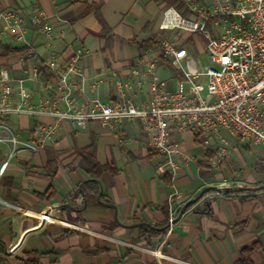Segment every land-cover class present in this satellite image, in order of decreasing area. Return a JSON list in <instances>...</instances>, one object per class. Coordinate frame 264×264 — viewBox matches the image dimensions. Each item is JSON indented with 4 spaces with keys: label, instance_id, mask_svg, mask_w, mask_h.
Wrapping results in <instances>:
<instances>
[{
    "label": "crops",
    "instance_id": "obj_1",
    "mask_svg": "<svg viewBox=\"0 0 264 264\" xmlns=\"http://www.w3.org/2000/svg\"><path fill=\"white\" fill-rule=\"evenodd\" d=\"M177 2L0 0V42L22 49L0 51V78H8L15 88L12 106L23 103L22 90L29 96L27 106L54 100L59 73L76 59L83 74L75 92L79 105L92 99L117 103L118 81L129 86L127 95L139 107L148 105L154 83L174 89L183 71L166 56L180 72L176 76L161 49L141 44L154 39L162 45L169 39L188 54L186 45L195 38L204 52L199 36L161 30L165 10L178 9L182 2ZM179 11L189 14L185 5ZM216 30L213 36L220 37L222 31ZM188 55L203 65L200 57ZM2 91L0 85V96ZM55 121L45 114L12 113L0 118V166L8 162L0 174L4 264H238L241 250L255 243L260 249L251 259L264 264V145L225 133L227 158L217 168L206 167L203 164L219 140L212 138L208 148L203 136L173 127L180 156L172 172L167 158L152 149L142 123L133 120L113 125L92 122L85 130L63 123L59 135L43 148L28 149L38 127ZM92 145L100 164H113L119 170L100 180L103 204L97 199L100 194L76 198L91 180L81 168L78 151ZM212 187L222 193L213 190L177 223H170L188 201ZM49 189L54 191L51 200L38 197ZM109 204L115 205L120 223H147L155 230L164 228L165 233L147 245L140 237L146 226L119 225ZM168 220L166 227L160 226Z\"/></svg>",
    "mask_w": 264,
    "mask_h": 264
},
{
    "label": "built area",
    "instance_id": "obj_2",
    "mask_svg": "<svg viewBox=\"0 0 264 264\" xmlns=\"http://www.w3.org/2000/svg\"><path fill=\"white\" fill-rule=\"evenodd\" d=\"M208 11L198 9L199 0H181L191 15L186 17L178 9L165 10L161 30L178 35L203 33L206 54L210 64L201 65L181 45L169 39L162 42V55L183 71V79L174 89L154 83L148 105L139 107L127 95L129 86L117 82V103L108 104L92 99L86 105L76 102L78 78H83L77 59L62 70L56 82V97L37 107L27 106L26 91H21L23 103L13 107L11 97L15 92L8 78H0V118L12 113L31 116L51 115L52 125H41L37 136L27 148L37 151L59 135L63 123L77 130H85L92 122L113 125L122 121L139 120L149 134L152 149L167 158L172 172L178 168V146L172 139L173 127L203 136L204 146L210 148L211 139L219 140L213 155L204 166L217 168L227 158L228 142L225 133L233 137L264 145V0H208ZM215 22L220 37L207 30ZM55 69L54 63L50 64ZM151 64L150 68L154 69ZM187 85V87H186ZM17 144L15 139L11 140ZM8 166H0L3 174ZM43 219L49 220L48 215ZM174 220L172 215L170 223ZM161 256L159 252H154Z\"/></svg>",
    "mask_w": 264,
    "mask_h": 264
},
{
    "label": "trees",
    "instance_id": "obj_3",
    "mask_svg": "<svg viewBox=\"0 0 264 264\" xmlns=\"http://www.w3.org/2000/svg\"><path fill=\"white\" fill-rule=\"evenodd\" d=\"M183 7H184V5L181 3L178 6V9L181 10ZM183 15L186 16V13L183 12ZM141 45L146 46V47H151L154 49H161L162 50L161 43L159 41H155L154 39L149 40L147 42H144ZM21 50L22 49L12 48V47L3 45L0 42V51H3L5 53L20 52ZM162 57L167 62L168 67L172 70V72L176 76L179 77L180 72L177 69H175V67L170 62H168L166 60V56L164 54L162 55ZM78 153L82 157L81 164H80L81 168L89 175L91 180H89L83 184L82 189H80L77 192L76 198H79L81 195H84L87 197L92 195L93 197H97L100 194V186L99 185H100V180L102 179V177H104L105 175L115 176L116 174L119 173V170L113 164H105V165L100 164L97 160L96 148L94 145H92L86 149L79 150ZM211 193H213V191L206 193L201 199L205 198L207 195H209ZM53 196H54V191L52 189H49L44 194H38V197L42 200H44V199L51 200L53 198ZM102 201L108 202L104 198V196H102ZM168 224H169V220L160 226L166 227ZM164 233H165V231L151 230L149 228L143 227L140 230V237L147 243V245L151 246L152 241L154 239L161 237ZM259 249H260L259 243H255L253 245H250L248 247L243 248L241 250V257H240L238 264H254L252 259H251V256L254 252H256ZM100 252H102V251L98 250L96 253H100ZM0 264H4V260L1 257H0Z\"/></svg>",
    "mask_w": 264,
    "mask_h": 264
},
{
    "label": "rangeland",
    "instance_id": "obj_4",
    "mask_svg": "<svg viewBox=\"0 0 264 264\" xmlns=\"http://www.w3.org/2000/svg\"><path fill=\"white\" fill-rule=\"evenodd\" d=\"M179 3L181 0H177ZM177 2V4H178ZM177 7V6H176ZM212 6H209V4L207 2H205L204 0H199L198 2V9L202 12L204 11H208L211 9ZM182 12V11H180ZM191 15V12L189 10V14L186 15V17L190 16ZM216 26H215V22L213 21L212 24H211V27H208L207 30L210 31V33L212 35H214L215 33H217V30H216ZM201 39V45L203 48H205V50H203L204 52H202L200 49H199V45L197 43H195V38L190 40L187 45H186V48L189 50L188 54H194L198 57H200L199 59L201 60V63L203 65H209L210 64V59H209V56L206 54V39H205V36L203 33H198V34H195L193 35V37H198ZM204 40H205V43H204ZM204 53V54H203ZM203 54V55H201ZM187 87V85H186Z\"/></svg>",
    "mask_w": 264,
    "mask_h": 264
},
{
    "label": "water",
    "instance_id": "obj_5",
    "mask_svg": "<svg viewBox=\"0 0 264 264\" xmlns=\"http://www.w3.org/2000/svg\"><path fill=\"white\" fill-rule=\"evenodd\" d=\"M213 190H214V191H217V192H219V193H222V189H219V188H217V187L207 188L205 191H203V193H201V194L199 195V197H197L196 199H192V200L188 201V202L182 207V209L180 210V213H179L178 217L172 221V224L177 223V222L181 219V217L186 213V211H187V209H188L189 207H191L192 205L196 204V203L198 202V200H199L201 197H203L206 193H208V192H210V191H213ZM97 199H98V201H99L100 203L103 204V202H101V193H100V195L98 196ZM85 206H86V202H85ZM67 207H70V206H67ZM108 207H110L111 209L114 210V212H115V219H116V222H117L119 225L123 226V227L129 228V229H133V228H139V227H142V226H146V227L151 228L152 230L157 229V228H155V227H153L152 225L147 224V223H138V224H132V225H124V224L120 223V221H119V219H118V216H117V210H116L115 205H113V204H109ZM158 230H164V228H162V229H158ZM22 243H23V239L20 240L19 246H21ZM7 254H8V255H11L12 253H7Z\"/></svg>",
    "mask_w": 264,
    "mask_h": 264
}]
</instances>
